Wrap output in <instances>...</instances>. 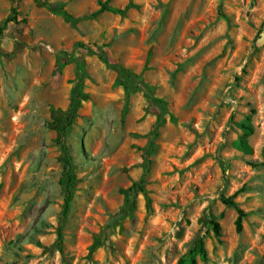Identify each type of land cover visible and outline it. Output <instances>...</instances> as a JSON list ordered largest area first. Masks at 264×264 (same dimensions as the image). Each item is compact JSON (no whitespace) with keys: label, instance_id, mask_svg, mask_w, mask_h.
<instances>
[{"label":"rangeland","instance_id":"rangeland-1","mask_svg":"<svg viewBox=\"0 0 264 264\" xmlns=\"http://www.w3.org/2000/svg\"><path fill=\"white\" fill-rule=\"evenodd\" d=\"M179 259L264 264V0H0V264Z\"/></svg>","mask_w":264,"mask_h":264},{"label":"trees","instance_id":"trees-1","mask_svg":"<svg viewBox=\"0 0 264 264\" xmlns=\"http://www.w3.org/2000/svg\"><path fill=\"white\" fill-rule=\"evenodd\" d=\"M102 11H107V12H110V13L121 15V14H123L124 9L113 8L111 6H108L105 2L104 3L102 2V3H99V8L96 11V13H100ZM15 16H17V14L14 13L13 16L7 17L4 20V22H3L2 28L9 22H13L15 24L24 22L23 20L16 21ZM73 46L75 48H79V49L85 50L88 53L96 54L97 57L99 59H101L102 62L106 66H108L112 70H114L119 76H123L125 79L130 81L132 84H136L137 83V78L130 71H128L127 69L123 68L122 66H120L118 64L108 63V61L106 59V56H105L103 51L95 52L89 46H87V45H85V44H83L81 42H76V43H74ZM80 82L81 81L78 80V83H76V85L74 86V88L72 89V91L70 93V102H69V105H68V110H67V116L65 118V123H64V125L62 127H60V130H59L61 135L64 134L65 127H68L71 124V120L73 118L74 109H75V99H76V96H77V92H78V89H79ZM61 148H62V152H63L62 162H63V164L66 165V167L68 169H70L69 158H68L67 154L63 151L64 150L63 147H61ZM70 181H71V177L67 176V181H66V185H65L66 197L63 200V205H64L63 213H65L67 211V209L69 207V201H70V198H71V195H70L69 190H68V184L70 183ZM141 183H142V180L139 181V184H141ZM134 186H136V185H134ZM221 202L223 204H225V205H228V206H231V207L235 208L237 216H236V219H235V222H234V230H235V232H239L240 228H241L240 222H241V218L243 217V213L236 207V204L233 202L232 197L222 198ZM210 224H211V226L213 228L214 234L216 236H218L219 235V226L216 223H214V222H211ZM57 237L59 239L60 235L58 234ZM198 245H199L200 254L203 255V249L201 247V242H199ZM189 263L190 264H195V262L192 259H190ZM177 264H183V259H179Z\"/></svg>","mask_w":264,"mask_h":264}]
</instances>
